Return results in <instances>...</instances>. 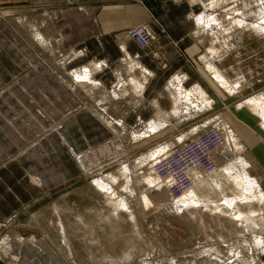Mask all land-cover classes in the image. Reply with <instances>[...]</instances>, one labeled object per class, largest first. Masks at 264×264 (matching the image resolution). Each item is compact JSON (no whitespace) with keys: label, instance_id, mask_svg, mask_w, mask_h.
Masks as SVG:
<instances>
[{"label":"crops","instance_id":"1","mask_svg":"<svg viewBox=\"0 0 264 264\" xmlns=\"http://www.w3.org/2000/svg\"><path fill=\"white\" fill-rule=\"evenodd\" d=\"M199 10L190 0H0V219L11 220L0 231V264H77L68 231L92 243L93 218L76 210L68 226L69 201L53 203L56 214L47 216L39 207L43 198L81 177L76 153L110 137L117 122L137 126L171 111L177 76L187 87L200 83L212 104L164 127L193 120L185 139L223 116L240 135L264 191L263 132L235 114L236 98L234 110L221 108L227 97L212 87L194 32ZM137 22L149 24L154 37L144 47L126 33ZM127 57L138 62L130 73L145 84L143 104L125 110V95L113 87L130 79ZM86 69L109 96L71 86L83 80L76 71L83 76ZM178 136L171 134L174 142Z\"/></svg>","mask_w":264,"mask_h":264},{"label":"rangeland","instance_id":"2","mask_svg":"<svg viewBox=\"0 0 264 264\" xmlns=\"http://www.w3.org/2000/svg\"><path fill=\"white\" fill-rule=\"evenodd\" d=\"M258 1L236 0L232 7L229 6L225 23L221 20L212 21L206 26L196 22V16L203 12V6H200L199 12L194 15V32L201 46L202 64L209 71L212 87L220 91L223 97H227L221 108L224 106L234 110L235 102L232 103L231 100L236 98L235 114L264 135L259 113L251 104L245 103L249 98L258 95L264 100V31L257 20L260 14ZM21 5L27 6L26 2ZM236 5L239 8L237 10L233 9ZM216 10L218 15L225 11L220 7ZM236 18L241 19L242 23L230 22ZM227 21L230 23H226ZM123 62L125 77L134 67L140 66L133 58L127 57ZM218 68L230 82L240 80L243 83L238 92L230 95V90L218 82ZM241 69L245 75L243 77L242 74L239 75ZM132 72L129 80L121 81L131 89L132 98L138 101L145 82ZM179 80L182 91L193 92L201 89L207 93L212 104L211 96L200 83L187 87L181 78ZM138 81L141 83L139 89ZM175 100L174 98L176 106ZM174 104L171 111L159 113L151 120H156L162 126L155 133L145 127L142 137H135L132 131L141 129L139 122L137 126L126 125L125 128L117 125L110 128V137L85 150L90 155L87 160H83L88 171L83 170L80 164L82 174L79 179L63 185L43 198V206L41 204L39 207L47 216L56 214L53 203L58 205L64 199L69 201L66 207L68 226L74 225L71 224L74 220L72 216L79 211L88 219L93 218L97 232H94L96 239L92 243L89 239L87 241L75 237L73 231H68L76 252L72 255L75 263L264 264V191L258 187L260 182L255 173L256 168L253 167L250 154L243 147L240 135L223 116L212 124L218 126L224 141L227 134L224 129L222 131V123L226 122L235 141L227 140V146H219L223 150L217 147L213 151L216 168L211 173L200 172L192 192L185 193L180 199H167L164 178L153 169L154 155L158 154L160 146L171 148L176 143L171 134L179 135L178 139L182 140L185 130L189 132V129H194L190 128L193 120L179 126L164 127L166 123L177 124V121L181 122L190 117L183 118L173 112ZM134 105L131 107H135ZM125 107L123 105V109ZM205 108L207 107H201L200 110ZM180 118L182 119L179 121ZM122 163L127 165V177L117 171ZM113 172L115 178L111 180ZM98 180L109 183V190L98 188L95 183ZM161 201L163 204H159ZM174 202L180 204L179 211L171 208L170 203L173 205ZM1 221H7V225L0 228V231L11 224L9 219ZM53 230L56 231L57 228ZM90 244L93 245L91 249Z\"/></svg>","mask_w":264,"mask_h":264},{"label":"bare ground","instance_id":"3","mask_svg":"<svg viewBox=\"0 0 264 264\" xmlns=\"http://www.w3.org/2000/svg\"><path fill=\"white\" fill-rule=\"evenodd\" d=\"M190 1H192L193 3H197L198 5H200V6H203V12L202 13H200L199 15H197L196 16V19H197V21L196 22H198V24H202V25H205L206 26V24H209L210 25V23L212 22V21H222V23L224 22L225 23V19H228V14H229V6L231 5V7H232V3H234V2H236V0H190ZM259 2V9H260V14H259V17L257 18V20H258V22L260 23V27H261V29H263V31H264V0H259L258 1ZM235 4V3H234ZM243 6V5H242ZM218 7H220V8H223L225 11H221V12H219V15L217 14V10H216V8H218ZM241 8V7H240ZM227 9V10H226ZM233 9H239L238 8V6L236 5V7H234ZM235 11V10H234ZM257 12V11H256ZM224 20V21H223ZM237 20V21H236ZM236 20H234V21H230L231 23H233V22H240V23H242V20L241 19H237L236 18ZM230 22H226V23H230ZM250 23V22H249ZM217 24V23H216ZM215 24V25H216ZM146 25H148V24H146ZM253 25V24H252ZM251 25V26H252ZM219 26V25H218ZM258 26V25H257ZM149 27V26H148ZM259 27V26H258ZM149 29H150V27H149ZM151 30V29H150ZM262 31V30H261ZM261 33V32H260ZM154 38V37H153ZM208 56V55H207ZM219 64V63H218ZM214 68H215V66H213ZM217 67V66H216ZM141 68H142V70H143V73L145 74V76H147V75H150L149 74V72L145 69V68H143L142 66H141ZM216 69V68H215ZM219 69V68H218ZM243 70L241 69V71H240V74L239 75H241L242 74V77L243 76H245L244 75V73L242 72ZM76 75H77V79L78 78H80V80L81 79H83V80H81V83H75V82H72V84H71V86H73V88L74 87H79V88H81L84 92H86V93H88V94H90L91 93V89L92 88H95V89H98L101 93H103L105 96H109V93H107V92H104V90H102L101 88H98V86L92 81L93 79L92 78H90V73H91V70L90 69H86V72H85V75H80L81 73H83L82 71H76ZM215 74V73H214ZM213 74V75H214ZM241 77V78H242ZM216 78L218 79V82L222 85V86H224V87H226V88H228V90H230V92L232 93V94H234V93H236V92H238V90L242 87V85H243V83L240 81H238V82H235V83H232V82H230L228 79H227V77L225 76V74L223 75V72L222 71H220V69H219V71L216 73ZM241 80H244V78H242ZM79 81V80H78ZM77 81V82H78ZM95 81V80H94ZM123 82L124 81H119L118 83H117V85L115 86V87H113L114 89V92H115V94H118V95H120V93H121V96H124L125 95V99H123L124 100V105L126 106L125 107V110L126 109H129L131 106H133V104H135L134 106L135 107H139V106H141L142 104H143V102H144V88H143V86H142V91H141V93L139 94V100L138 101H136L134 98H132L133 97V95H131V89H129L128 88V86H126L125 84H123ZM137 82V81H136ZM141 83H140V81H138V83H137V89H139V85H140ZM171 86L173 85V89H174V94H173V96H174V98L177 100V102H176V106H175V104H174V108H173V112H175L176 114H179V115H182L183 116V118H186V117H189V116H192V115H194V114H196L197 113V111H199L200 109H201V107H208V106H210L211 105V101H210V98H208L209 96H207V93L205 92V91H203V90H201V89H196L195 91H193V92H186V91H182V85H181V82H180V80H179V78H178V76L176 77V78H174L172 81H171ZM123 85V86H122ZM136 87V86H135ZM104 88V87H103ZM106 88V87H105ZM127 92H126V91ZM76 91V90H75ZM78 92V91H77ZM260 94V93H259ZM183 95H185L184 96V98L182 99V96ZM258 95V94H257ZM175 100V101H176ZM120 101V100H119ZM129 101H131V103H129ZM122 103V102H121ZM245 103H249V104H251L254 108H255V110L259 113V116L261 117V120H262V122H261V124H260V126L264 129V100H263V97L262 96H259L258 95V97H256L255 96V98H249V100H247ZM132 104V105H131ZM100 106V105H99ZM240 106V105H239ZM134 108V107H133ZM253 108V109H254ZM103 112H104V114L106 115V116H111V111H109L108 109H107V106H103ZM182 118H180L179 119V121L181 120ZM149 123H146V122H144V121H142V120H139V124H141V129H139V130H133L132 131V133H133V135L136 137V136H141V135H143V129L145 128V127H148V128H150L149 130H151V132H157V131H159V129L162 127L156 120H153V121H148ZM223 122V121H222ZM179 122L177 121V124H178ZM219 123H220V121H219ZM58 124V123H57ZM117 125H119L120 127H125L126 128V125L125 124H123L122 122H117L116 123ZM223 124V125H222ZM220 123V125H222V131H223V129L225 130V134H227V136H226V138H225V140L223 141V139H222V143L219 145V146H223V145H226V144H228V142H227V140H230V141H235L234 140V138L235 137H232V135L230 134L231 132H230V130H229V128L228 127H230L226 122H223V123ZM53 126H55V125H53ZM218 127V126H217ZM115 128V127H114ZM224 134V133H223ZM224 134V135H225ZM40 135V134H39ZM132 135V136H133ZM142 137V136H141ZM37 138H40V137H37ZM222 138H224V137H222ZM37 140V139H36ZM237 140V139H236ZM31 143V142H30ZM33 143V142H32ZM231 144H232V142H231ZM104 146H106V145H104ZM218 146V147H219ZM227 146V145H226ZM225 146V147H226ZM230 146V145H229ZM101 147V146H100ZM100 147H97V149H100ZM161 148L158 150V154H155L154 155V157L156 158L157 156H159V155H161V154H163V153H165V152H167L170 148L168 147V146H166V145H164V146H160ZM102 148V147H101ZM223 148V147H222ZM220 149V147H219V149L220 150H223V149ZM230 148V147H229ZM45 150V149H44ZM90 150H91V152L93 153V151H92V148H90ZM225 150V149H224ZM229 150V149H228ZM232 150H233V148H232ZM219 151V150H218ZM225 152V151H224ZM47 153V152H46ZM89 152H87V151H85V152H83V153H76V158H77V160H78V162L81 164V166H82V168H83V170H85V171H88V167H86L85 166V164L83 163L84 161L83 160H87V158L90 156L89 154H88ZM152 155V154H151ZM154 159V158H153ZM149 161V160H148ZM215 162V161H214ZM217 162V161H216ZM120 165V167L118 168V170L117 171H119V173L120 172H122L123 173V175L124 176H126L127 177V173H126V171H127V165H124L123 163L122 164H119ZM232 165V164H231ZM129 168V167H128ZM216 168V163H215V167H214V169ZM214 169L211 171V172H213L214 171ZM155 171V170H154ZM206 172V173H211V172H207V171H205V170H203V169H201V168H199V169H197L196 171H195V173H196V175H195V179H197V176H198V174L200 173V172ZM156 172V171H155ZM157 173V172H156ZM158 174V173H157ZM240 174V173H239ZM247 174V173H246ZM161 176V175H160ZM241 176H242V174H241ZM35 177V176H34ZM111 180H113L114 178H115V174H114V172L111 174ZM161 177H163V176H161ZM246 177V176H245ZM164 179V182L163 181H161V182H163L164 184H166V188H167V184H168V179L167 178H165V177H163ZM154 179V178H153ZM195 179H194V185L190 188V189H188V190H186L182 195H184L185 193H187V192H192L191 190L194 188V186H195ZM239 179V178H238ZM245 179V178H244ZM162 180V179H161ZM96 184H97V186H98V188H100L101 190L103 189V190H106V189H108L109 190V187H110V184L109 183H107V182H104V181H101V180H98L97 182H95ZM152 184H154V183H152ZM150 185V184H149ZM155 185V184H154ZM157 185V184H156ZM163 185V184H162ZM256 185H258V184H256ZM165 186V185H164ZM150 187H151V185H150ZM258 187H259V189L261 190V187H260V185H258ZM164 188V187H163ZM167 190V189H166ZM128 191H130V189L128 188ZM132 191V190H131ZM262 191V190H261ZM108 192V191H107ZM167 192V199H168V197H169V199H174V198H182L181 196L182 195H180V196H178V197H174V198H171L170 197V195H169V193H168V191H166ZM165 192V193H166ZM262 193V192H261ZM189 195V194H188ZM192 196V195H191ZM194 196V195H193ZM192 196V197H193ZM162 197V196H161ZM185 197V196H184ZM164 198V197H163ZM162 198V199H163ZM179 198V199H180ZM194 198V197H193ZM166 200V199H165ZM176 200V199H175ZM174 200V201H175ZM178 200V199H177ZM159 201V200H158ZM184 201H185V199H184ZM197 201V200H196ZM199 201V200H198ZM163 204V201H161V202H159V204ZM184 203V202H183ZM186 204H187V202H185ZM171 204V208H173V209H176V210H180V204L179 203H177V202H174V204L172 205V203H170ZM185 204V205H186ZM166 205V204H165ZM169 206V205H168ZM167 206V207H168ZM184 208V207H183ZM174 211V210H173ZM5 228V227H4Z\"/></svg>","mask_w":264,"mask_h":264},{"label":"built area","instance_id":"4","mask_svg":"<svg viewBox=\"0 0 264 264\" xmlns=\"http://www.w3.org/2000/svg\"><path fill=\"white\" fill-rule=\"evenodd\" d=\"M145 22L129 26L127 34L137 45L144 47L153 38ZM222 134L211 125L193 135L176 142L171 148L153 160V169L167 178V191L171 197H178L194 185L195 171L199 168L211 172L215 167L213 151L222 143ZM7 221L0 220V228Z\"/></svg>","mask_w":264,"mask_h":264}]
</instances>
